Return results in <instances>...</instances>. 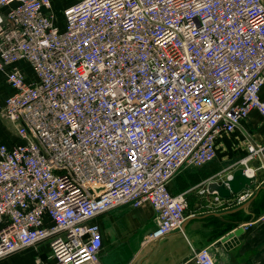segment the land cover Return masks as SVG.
I'll list each match as a JSON object with an SVG mask.
<instances>
[{
	"label": "built area",
	"instance_id": "1",
	"mask_svg": "<svg viewBox=\"0 0 264 264\" xmlns=\"http://www.w3.org/2000/svg\"><path fill=\"white\" fill-rule=\"evenodd\" d=\"M0 70L16 129L0 143V258L47 241L34 264H101L100 215L148 202L146 241L181 229L189 191L172 179L213 161L252 110L264 118V0H73L60 13L0 0ZM240 162L264 184V143ZM255 188L212 193L239 204ZM193 260L218 264L209 247Z\"/></svg>",
	"mask_w": 264,
	"mask_h": 264
},
{
	"label": "crops",
	"instance_id": "2",
	"mask_svg": "<svg viewBox=\"0 0 264 264\" xmlns=\"http://www.w3.org/2000/svg\"><path fill=\"white\" fill-rule=\"evenodd\" d=\"M64 7L52 0V10L56 13ZM10 91L7 70H0V107ZM261 96L264 99V86ZM15 138L0 128V143H9ZM248 141L264 143V118L257 109L232 133L220 139L219 152L208 167L184 171L180 179L181 183L185 182L183 187L176 186L174 179L170 182L173 194L193 188L188 193L191 210H186L181 229L146 243V236L157 227L156 211L148 202L138 207L118 205L100 215L97 219L103 236L100 263L196 264L195 252L209 247L218 264H264V184L239 204L216 202L214 193L208 189L210 182H221L236 168L245 166L240 160ZM257 164L254 161L248 166ZM204 183L207 191L203 193ZM49 252V243L42 241L0 258V264H34L36 257L44 258Z\"/></svg>",
	"mask_w": 264,
	"mask_h": 264
},
{
	"label": "water",
	"instance_id": "3",
	"mask_svg": "<svg viewBox=\"0 0 264 264\" xmlns=\"http://www.w3.org/2000/svg\"><path fill=\"white\" fill-rule=\"evenodd\" d=\"M255 180V176H250L244 167H238L221 182H210L208 189L210 192H216L222 198H230L243 189L255 188Z\"/></svg>",
	"mask_w": 264,
	"mask_h": 264
},
{
	"label": "rangeland",
	"instance_id": "4",
	"mask_svg": "<svg viewBox=\"0 0 264 264\" xmlns=\"http://www.w3.org/2000/svg\"><path fill=\"white\" fill-rule=\"evenodd\" d=\"M53 1H55V3H58V4H64V6L65 5H69L70 3H72V1L73 0H53ZM58 13H60V11H58ZM57 21L60 23V24H62V17H61V15H58V18H57ZM24 70H25V72H26V74L29 76H31L32 75V73H31V69H30V67H29V65L28 64H25L24 65ZM0 117L2 118H0V128H2V129H4V130H6L9 134H11L12 136H14V138H15V136H16V129H15V125L11 122V121H9L8 119H6L2 114H0ZM227 135V134H226ZM226 135H224V136H226ZM223 136V137H224ZM222 137V138H223ZM218 152H219V149H218ZM212 162V161H211ZM210 162V163H211ZM210 163H208V164H206V165H204V166H202V167H199V168H195V167H183L182 169H180L179 171H178V173L176 174V176L172 179L173 180V182L175 181V183L177 184L176 186H179V187H183V183L185 184V182L183 181L182 183H181V181H180V179L181 178H183V176H182V174H183V172L184 171H187V170H191V169H200V168H204V167H208V165L210 164ZM194 182L193 181H191V185L193 184ZM189 184V183H188ZM204 186H206L205 185V183L204 184H202L201 185V188H203ZM193 188H190L188 191L190 192L191 190H192ZM193 191V190H192ZM187 203H188V206H187V209L186 210H191V205H190V203H189V200H188V198H187ZM185 214H186V211H185ZM146 243H150V242H146ZM147 244H145V246H146Z\"/></svg>",
	"mask_w": 264,
	"mask_h": 264
}]
</instances>
